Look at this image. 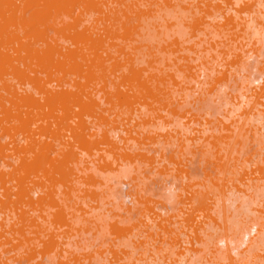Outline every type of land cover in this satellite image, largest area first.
Instances as JSON below:
<instances>
[{
    "label": "rangeland",
    "instance_id": "1",
    "mask_svg": "<svg viewBox=\"0 0 264 264\" xmlns=\"http://www.w3.org/2000/svg\"><path fill=\"white\" fill-rule=\"evenodd\" d=\"M0 264H264V0H0Z\"/></svg>",
    "mask_w": 264,
    "mask_h": 264
},
{
    "label": "bare ground",
    "instance_id": "2",
    "mask_svg": "<svg viewBox=\"0 0 264 264\" xmlns=\"http://www.w3.org/2000/svg\"><path fill=\"white\" fill-rule=\"evenodd\" d=\"M252 229H255V230H258V229H256V227H254V228H252ZM254 230H252V232H253ZM254 232H256V231H254ZM248 235V237H249V234H247ZM251 237V236H250ZM249 237V238H250Z\"/></svg>",
    "mask_w": 264,
    "mask_h": 264
}]
</instances>
